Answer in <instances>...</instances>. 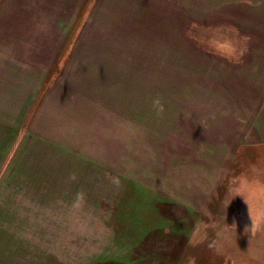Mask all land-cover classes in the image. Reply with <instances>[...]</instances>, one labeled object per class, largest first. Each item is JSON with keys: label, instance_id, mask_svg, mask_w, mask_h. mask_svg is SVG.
<instances>
[{"label": "rangeland", "instance_id": "obj_1", "mask_svg": "<svg viewBox=\"0 0 264 264\" xmlns=\"http://www.w3.org/2000/svg\"><path fill=\"white\" fill-rule=\"evenodd\" d=\"M176 2L156 13L155 43L127 41L126 60H105V172L56 169L76 180L57 191L78 202L9 220L0 187V264H264L262 82L204 60L261 57L264 0H205L199 18Z\"/></svg>", "mask_w": 264, "mask_h": 264}, {"label": "crops", "instance_id": "obj_2", "mask_svg": "<svg viewBox=\"0 0 264 264\" xmlns=\"http://www.w3.org/2000/svg\"><path fill=\"white\" fill-rule=\"evenodd\" d=\"M9 1L0 10V174L6 173L0 187L7 189L10 205L5 219L23 220L34 209L39 219L47 203L78 202V197L62 198L57 191L76 182L62 183L57 173L63 161L69 162L70 171L105 172V93L110 96L115 90V84L105 83V60H126L122 46L127 41L155 43L156 13L160 6L174 12L175 0ZM176 3L177 11L193 9L198 18L205 10V0ZM185 27L182 23L183 36L189 39ZM105 41L113 50L105 53ZM223 54L204 60L214 66V73L229 66L260 77L264 106V48L252 61L234 52ZM136 102L130 107L141 109ZM262 124L264 145V116ZM47 154L53 156L49 168ZM46 170L55 178L47 180ZM47 188L53 191L47 194Z\"/></svg>", "mask_w": 264, "mask_h": 264}, {"label": "clouds", "instance_id": "obj_3", "mask_svg": "<svg viewBox=\"0 0 264 264\" xmlns=\"http://www.w3.org/2000/svg\"><path fill=\"white\" fill-rule=\"evenodd\" d=\"M235 181L238 183V185L242 186L243 184H245L247 182V179H246V177L241 176V177L235 178ZM254 227H255L254 224H252V227L250 229L246 227L245 232H248V231L252 232Z\"/></svg>", "mask_w": 264, "mask_h": 264}]
</instances>
